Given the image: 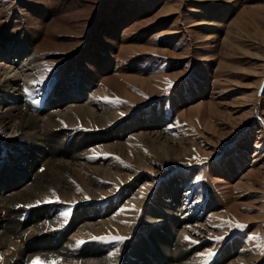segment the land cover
Segmentation results:
<instances>
[{
  "label": "rangeland",
  "instance_id": "374dc122",
  "mask_svg": "<svg viewBox=\"0 0 264 264\" xmlns=\"http://www.w3.org/2000/svg\"><path fill=\"white\" fill-rule=\"evenodd\" d=\"M0 29L5 49L23 41L37 59L40 105L87 107L73 121L59 115L54 131L82 164H35L50 189L11 208L28 220L46 211L45 240L61 249L48 264H94L90 249L104 264H152L163 235L198 264H264V0H0ZM81 76L91 86L77 98ZM61 90L74 98L60 103ZM113 131L126 147L104 145ZM17 136L0 130L3 182L32 161ZM108 236L128 239H92ZM35 237L7 238L0 264Z\"/></svg>",
  "mask_w": 264,
  "mask_h": 264
},
{
  "label": "bare ground",
  "instance_id": "6f19581e",
  "mask_svg": "<svg viewBox=\"0 0 264 264\" xmlns=\"http://www.w3.org/2000/svg\"><path fill=\"white\" fill-rule=\"evenodd\" d=\"M14 27L15 30H12V32L19 31L17 29L21 28V24L19 25L17 21ZM1 34L2 32L0 33V130L5 134H8V132L12 130L14 134H17L20 138L28 141L27 150L22 149L21 152L24 151V154H28L29 159H31L32 161L30 164L27 163L25 166L20 167L21 171H24V173H18L20 177L14 174V176L16 175L17 177L16 180L9 182L10 179L7 178L8 182H3L2 177H0V212L6 211L5 217L9 219L7 221L6 218L7 222H5V218L0 216V256L3 257L4 255V253L1 251V248H3L5 244L4 242L7 238H11L13 236L18 237L25 234H27L29 237L35 235L37 237H35L34 243L32 242L30 243V245L28 244L25 247L19 245V247H15L18 258L15 263L13 262V264H33V261H36L37 258H39L37 264H48L50 257L51 259H53V257L59 255L58 252L61 249L58 246V242H56V244H52V239L45 240L48 235L45 231L46 226L42 224L45 220L44 216L46 214V211H33L30 219L28 220L29 217H25L26 214L23 216H19L22 212L18 213V211L11 208L17 207V205L20 204L36 205L38 198L40 199L43 197V195L41 194L50 189V185L53 183V179L46 178L41 175V173L32 170L35 164L41 165L42 163L44 165H51V172H57L58 170L54 169L55 166L57 167V169H62L61 166L65 168V164L71 162L72 159L69 162V160L65 158L67 155H70V157L73 158V156L80 151L79 148L65 150L62 145L58 144L57 136L59 134L55 136L56 133H54V131H58L59 126L61 125V123L59 122V115L67 117V119L73 121L74 115L76 113L81 115L82 111L86 110L87 107L81 104H70L67 106V109H64V111L63 109L51 110V104L40 105L39 100H36V97L39 96L46 85L45 83H43V76H41L40 72L38 71V63L36 61L37 59L34 57V55L27 51L28 47L24 44L23 41L21 43L23 44V46H20L21 44L17 46L13 45L11 48L7 47V49H5L4 39L6 38L5 36H8V34L7 32L5 33V36H1ZM22 37H24V34L22 35ZM12 38L15 39L16 35H12ZM81 77L82 91L80 94L75 95L77 98L84 96L85 89L91 86V82L89 81L88 76ZM65 81L66 78L63 82L65 83ZM55 91L56 90L54 89L49 90V95H52V93ZM62 91L63 90H61V93H57V95L60 96L61 99L60 103L63 102L65 104L69 99L74 98V96H64V92ZM89 103L90 102H88V104ZM87 114L89 115L91 113L87 112ZM102 122H105L104 118H101V123ZM128 128L129 127L127 126V128L120 129L122 131H127ZM124 137L125 136H119L118 132L113 131L112 133H110V136H106L105 141H108V144L104 145L108 149L121 150L122 145H124L125 147L127 146L125 144L127 143V141L123 142ZM47 143L50 146L49 152L45 148V144ZM20 149L21 148H17L16 151H19ZM2 152L3 151L0 150V158H2ZM74 162L76 164L79 163V165L82 164L81 161L76 158V156L73 163ZM63 163L65 164L62 165ZM3 171V166L0 163V174ZM18 184L21 186L24 184L23 188L25 189H19ZM174 195L176 196V194ZM27 220L28 222L25 224ZM173 221L176 222V220ZM79 222H82V220L77 218L76 223ZM172 231H175L174 227ZM159 233L160 231H158L156 235H153V238L154 236L159 237ZM168 233H170L169 230ZM151 246L152 247L150 248L148 245L147 247L145 245L143 247L140 246L138 254H145V256H147L146 254L151 253L153 246V249L156 252L157 250H155V245L151 244ZM170 247L172 249L174 248V251L172 253H169ZM32 250L34 252H32ZM158 251H162L161 256H157L156 260L154 259V261L152 260V264H198L197 258L193 254H191L189 250H187V247H183L174 240L170 241L164 235L162 236V239L160 241V250ZM11 253L12 252H10L9 254ZM85 255L91 258L99 257L100 259L92 261L94 264H104L102 262L107 260L106 258L101 259L100 251L98 252L95 249H90L88 251V254ZM136 258H138V260L141 259L139 257ZM90 262L91 261H89L87 264H89Z\"/></svg>",
  "mask_w": 264,
  "mask_h": 264
},
{
  "label": "snow or ice",
  "instance_id": "6c2138e0",
  "mask_svg": "<svg viewBox=\"0 0 264 264\" xmlns=\"http://www.w3.org/2000/svg\"><path fill=\"white\" fill-rule=\"evenodd\" d=\"M169 86H171V82H169ZM197 160H199V157H196ZM202 163V161H200ZM87 199V197H86ZM57 200H59V197H57ZM44 202H51V201H44ZM41 203L40 201H37V204ZM71 203H76L75 201L71 202ZM17 207H28V208H31V207H34V205H18ZM133 208L135 207L134 205L132 206ZM71 211L72 209L69 208L67 209L66 211L62 212L61 215L64 217V223H67V218L71 215ZM235 227L237 228H245L247 227V225L245 224H242V223H239V222H236ZM92 239H110V240H117V241H123V240H126L128 239V237H124V236H108V237H92ZM185 240L189 241L190 243H199V241H195V240H192L191 237L189 236H185L184 237ZM216 239H223V237H217ZM79 244H83L84 241L83 240H79L78 241ZM202 255H205V254H202ZM206 255L211 258V256L214 255V252H208L206 253ZM3 257L0 256V260H2ZM39 260V258L36 259V261H33V264H37V261Z\"/></svg>",
  "mask_w": 264,
  "mask_h": 264
}]
</instances>
